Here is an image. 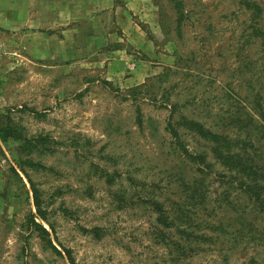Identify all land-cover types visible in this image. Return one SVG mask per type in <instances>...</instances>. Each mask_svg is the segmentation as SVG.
Returning <instances> with one entry per match:
<instances>
[{
  "label": "rangeland",
  "instance_id": "1",
  "mask_svg": "<svg viewBox=\"0 0 264 264\" xmlns=\"http://www.w3.org/2000/svg\"><path fill=\"white\" fill-rule=\"evenodd\" d=\"M0 120V264H264V0H0Z\"/></svg>",
  "mask_w": 264,
  "mask_h": 264
},
{
  "label": "trees",
  "instance_id": "2",
  "mask_svg": "<svg viewBox=\"0 0 264 264\" xmlns=\"http://www.w3.org/2000/svg\"><path fill=\"white\" fill-rule=\"evenodd\" d=\"M209 135L212 137H216V141L221 139L225 142H228V139L219 136L214 135L212 132H209ZM0 138L3 142H8L9 140L19 141L21 140V136L18 134L17 129L11 124V123H4L3 120H0ZM248 166V167H247ZM232 167H236V170L240 172V174H243L246 179L245 181L239 182V188L244 190L251 199H256L259 202H262V205H264V194L262 191L264 190V173L263 170H261L260 167H258L256 164L253 163L252 159L246 160V162H239V164H234ZM238 174L237 180H240L241 175ZM32 189L34 192V200H35V206L38 212V215L42 217L43 219H46V212L42 208V201L40 199V194L38 189L35 187L33 182L31 183ZM253 199V200H254ZM159 213H163L162 210H157ZM36 223V222H35ZM43 231L47 232L46 228L42 226ZM73 264L75 262L73 260Z\"/></svg>",
  "mask_w": 264,
  "mask_h": 264
},
{
  "label": "crops",
  "instance_id": "3",
  "mask_svg": "<svg viewBox=\"0 0 264 264\" xmlns=\"http://www.w3.org/2000/svg\"><path fill=\"white\" fill-rule=\"evenodd\" d=\"M62 9V8H61Z\"/></svg>",
  "mask_w": 264,
  "mask_h": 264
}]
</instances>
